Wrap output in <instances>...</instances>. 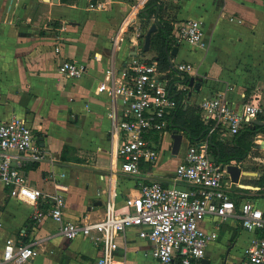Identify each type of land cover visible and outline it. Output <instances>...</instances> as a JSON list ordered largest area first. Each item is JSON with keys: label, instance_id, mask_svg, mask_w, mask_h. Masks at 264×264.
Wrapping results in <instances>:
<instances>
[{"label": "crops", "instance_id": "obj_1", "mask_svg": "<svg viewBox=\"0 0 264 264\" xmlns=\"http://www.w3.org/2000/svg\"><path fill=\"white\" fill-rule=\"evenodd\" d=\"M164 4L171 22L193 20L203 34V47L177 44L178 51L171 59L172 64L193 66L194 75L189 80L194 82L187 83L191 101L223 92L233 109L257 103L264 116V0H166ZM129 12L128 0H100L89 6L82 0L77 4L0 0V122L17 117L33 131L36 143L45 151V160L24 173L31 186L49 195H63L65 221L100 219L110 190L122 210L129 198L138 195L137 182L170 185L184 152L175 158L168 153L177 160L171 174L164 171L160 156L154 165H143L145 172L138 180L108 169L112 123L107 113L111 102L97 88L107 69L120 70L129 62L131 33L125 34L117 47L113 44ZM152 24L150 20L147 28ZM57 42L60 55L54 52ZM154 55L150 50L143 58ZM61 56L84 64L87 73L77 80L60 76L57 67ZM262 135L256 136L255 147L236 165L249 173L241 175L239 183L254 182L243 185L251 189H244L248 193L241 196L264 210V176L247 171L253 154L264 150L257 147ZM183 141L187 147L186 137ZM33 212L31 205L8 197L0 183V260L5 241L24 232L23 241L32 243L37 255L23 264H95L99 248L83 238L66 240L57 223L48 218L34 222ZM199 226L205 232L217 233L203 259L209 264L241 263L253 234L243 229L238 211L226 220L205 216ZM141 230L125 229L117 240V255L127 264H157L151 257V245L139 237Z\"/></svg>", "mask_w": 264, "mask_h": 264}, {"label": "built area", "instance_id": "obj_2", "mask_svg": "<svg viewBox=\"0 0 264 264\" xmlns=\"http://www.w3.org/2000/svg\"><path fill=\"white\" fill-rule=\"evenodd\" d=\"M147 1L134 0L130 4V12L123 17L113 40L117 47L125 34L132 33L129 62L120 70L107 69L104 81L97 88L111 102L107 113L112 123L108 169L137 180L145 172L143 165H154L164 148L171 155L170 123L179 106L184 109L196 106L201 120L210 126L209 135L216 132L220 140L253 126L252 121L263 112L257 103L244 104L237 111L223 92L201 96L193 103L187 84L194 75L191 64H173V75L168 77L159 71L156 61L143 58L145 33L138 13ZM172 35L177 44L204 46L202 31L193 20L172 22ZM54 52L61 54L60 43H56ZM57 71L62 77L77 80L87 73V68L61 56ZM171 88L180 94L179 103L170 96ZM165 138L168 142L163 147ZM209 155L207 139L188 144L170 185L160 181L137 182L138 195L129 198L122 210L110 190L100 219L84 217L69 222L63 219V195H49L31 186L24 173L45 160V151L36 143L31 128L17 117L0 122V183L8 197L31 205L34 222L53 220L66 240H89L100 251L95 264H127L117 255V240L128 227L142 228L139 237L151 245V257L157 264H201L207 246L217 239V233L205 232L199 221L205 216L226 220L237 211L243 229L253 234L240 264H264V210L245 199L236 207L232 199L236 184L226 170L228 165L236 163L216 164L209 160ZM24 237L25 233L20 232L16 238L5 241L0 264H23L36 257L33 244L23 241Z\"/></svg>", "mask_w": 264, "mask_h": 264}, {"label": "trees", "instance_id": "obj_3", "mask_svg": "<svg viewBox=\"0 0 264 264\" xmlns=\"http://www.w3.org/2000/svg\"><path fill=\"white\" fill-rule=\"evenodd\" d=\"M128 1L130 4L134 2V0ZM164 1L166 0H148L139 11L138 17L142 20V30L147 28L144 25L146 26L150 20H154L153 23L157 26V29L151 35L150 50L155 54L152 59L157 62L160 72L171 77L173 75V64L170 52L177 43L172 35V22L167 16ZM60 2L66 3L68 1L60 0ZM169 94L177 103L180 102V94L174 93L172 88L169 89ZM257 119L264 122L262 114H259ZM170 127L182 133L189 144L207 139L208 153L215 158L216 164L242 163L252 148L255 147L256 136L264 135V126L253 125L242 129L229 142L221 141L216 132L209 135L210 126L201 120L198 108L195 106H187L185 109L183 106H179L171 117ZM242 193H248V190L233 187L232 199L236 207L242 199L247 198V196H241Z\"/></svg>", "mask_w": 264, "mask_h": 264}, {"label": "water", "instance_id": "obj_4", "mask_svg": "<svg viewBox=\"0 0 264 264\" xmlns=\"http://www.w3.org/2000/svg\"><path fill=\"white\" fill-rule=\"evenodd\" d=\"M43 1H51L54 4H58L59 0H43ZM157 26L153 23L150 28L148 29V31L145 33L144 38H143V51L144 53H147L150 51V42H151V35L156 31ZM178 51V46L173 47L172 51L170 52L171 56H176V53ZM194 82L193 79L189 80V85H192ZM199 86V83L195 85V87ZM197 90V89H196ZM253 125H257V126H264V122L263 121H259L258 119H255L252 121ZM185 136L178 132L177 129L173 128L172 130V134H171V139H172V145H171V155L172 157H177L181 145H182V141L183 138ZM257 147L259 149H264V135H262L260 144L257 145ZM209 160L211 162H215V158L212 155H209ZM227 172L230 175L231 181L236 184L239 185L240 188L242 189H251L249 186H243L239 183V178L241 175H244L245 173L243 171H241V168L236 165V164H231L227 166ZM201 264H209L208 261L206 259H202L201 260Z\"/></svg>", "mask_w": 264, "mask_h": 264}, {"label": "rangeland", "instance_id": "obj_5", "mask_svg": "<svg viewBox=\"0 0 264 264\" xmlns=\"http://www.w3.org/2000/svg\"><path fill=\"white\" fill-rule=\"evenodd\" d=\"M67 1L70 3L73 2V4H77L79 0H67ZM82 3H83V5H86V6H89L90 4L97 5L100 3V0H82ZM147 26L148 25H146V26L144 25V27H147ZM130 31H132V30H130ZM147 31H148V28H146V29L144 28L143 32L146 33ZM167 141H168L167 138H165L163 147L166 146ZM181 147L182 148H181L180 152H182V150L186 149L185 141H183V144ZM254 156L258 159L256 162L252 161V158H254ZM160 157H161L162 163L165 166L164 171L171 174L170 172H172L174 170V167H175L174 164L176 163L177 160L169 158L167 150L164 153L162 152ZM248 162L249 163L247 165L249 166L252 164V166H249L247 171H250L253 174L259 172V173H262V175L264 176V150H258L257 152H255V154H253V156L251 157V159H249ZM253 183H254L253 180H244V181L240 182V184H242V185H250V186H252ZM181 186H183V185H181Z\"/></svg>", "mask_w": 264, "mask_h": 264}, {"label": "bare ground", "instance_id": "obj_6", "mask_svg": "<svg viewBox=\"0 0 264 264\" xmlns=\"http://www.w3.org/2000/svg\"><path fill=\"white\" fill-rule=\"evenodd\" d=\"M247 174H249V173H245V175H247Z\"/></svg>", "mask_w": 264, "mask_h": 264}]
</instances>
